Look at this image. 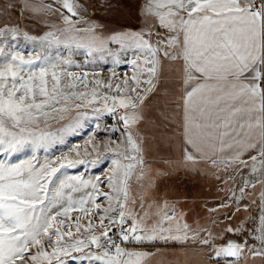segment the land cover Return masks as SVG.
I'll list each match as a JSON object with an SVG mask.
<instances>
[{
    "label": "snow or ice",
    "instance_id": "1",
    "mask_svg": "<svg viewBox=\"0 0 264 264\" xmlns=\"http://www.w3.org/2000/svg\"><path fill=\"white\" fill-rule=\"evenodd\" d=\"M22 7L38 12L53 6L37 7L25 0ZM62 7L68 13L62 14L67 25L60 30L63 38L53 31L39 37L23 34V40L32 45L28 59L17 50L19 28H0V264H68L69 259L142 264L150 253L122 248L109 235L113 228L121 243L194 242L212 248L210 259L214 257L216 264L221 258L228 264H240L247 256L261 257L264 264V0H144L139 10L142 29L114 32L107 38L96 34L98 26L78 28L72 21L77 12L69 0H63ZM79 32L90 36L84 40L76 35ZM113 44L118 46L115 51L109 47ZM61 47L67 56L61 54ZM81 49L93 57L86 63H93L97 53L104 60L106 53L113 65L122 62V52L132 51L134 58L124 61L134 69L131 77L118 84L94 81L115 91V95L105 93L102 100L109 113H122L118 119L124 125V139L114 145H94L90 153L96 152L97 159H82L77 151L74 159L45 156L41 162L38 153L63 143L66 133L82 127L87 113H78L55 132L38 131L39 116L49 117V109L67 112L69 102L80 101L74 103L79 109L101 99L95 89L89 99L87 92L64 94L60 88L61 77L80 83L87 79V73L77 77L62 67H71L74 50ZM165 66L173 69L179 84L175 110L185 160H203L213 169L222 166L225 172L231 168L233 174L249 169V178L238 186L239 196L233 192L232 203H221L219 208H234V215L241 207L247 211L250 205H257L259 224L247 234L259 247L246 239L213 247L211 231L204 228L205 235H200L192 230L167 201L162 204V214L158 212L143 226L141 220L148 213L138 219L129 209L130 180L137 169L138 180L144 175L143 141L138 138V128L133 129L144 120L146 101L157 91ZM67 86L74 89L78 85ZM61 98L65 107L56 108ZM94 111L99 119L100 109ZM100 151L112 155L100 157ZM25 152L28 157L19 159ZM103 161L113 165L103 180L67 172L79 166L96 167ZM257 185L259 197L242 205ZM131 203L135 205L136 200ZM216 211L209 209L210 213ZM72 212L79 215L72 217ZM225 215L231 219L227 211ZM225 231L245 233L242 226L226 227ZM83 233L89 234L87 242L81 238ZM85 248L89 251L84 252Z\"/></svg>",
    "mask_w": 264,
    "mask_h": 264
},
{
    "label": "rangeland",
    "instance_id": "2",
    "mask_svg": "<svg viewBox=\"0 0 264 264\" xmlns=\"http://www.w3.org/2000/svg\"><path fill=\"white\" fill-rule=\"evenodd\" d=\"M57 2L62 5L63 0H28V3L34 6L41 5H52V9L42 10L38 12H33L34 18L37 20L35 24L28 26L30 32L34 33V36H42L47 32L45 29L48 24H54L56 21L54 13V8L57 6ZM70 3L74 5L77 15L74 16L77 20H86L83 23L84 28H89L93 26H98L96 33H99L106 37L107 34L112 32L122 31L124 27L130 26L138 27V31L143 27V20L139 14V10L144 4V0H69ZM25 3V0H24ZM58 7V6H57ZM63 13H68L62 7L61 10ZM52 18V20H48ZM60 18L61 15H60ZM63 20V19H62ZM3 28V27H2ZM82 36L85 33H81ZM17 43V50H19L25 59L29 58L28 53L32 49V45L29 42L23 40V36L20 35ZM112 50H117V45H110ZM53 51H56L54 48ZM75 54L71 57L74 61V64L69 66H62L68 71L73 72L77 77H83L87 73V79L80 83L79 81H74L72 79H65L61 77V85L64 94H68L72 91H76L78 94L87 92L89 99H91V93L93 89L99 94L101 99L97 100L92 105H87L79 109L74 107V103H79L80 101L69 102L67 105L68 111L64 113L51 112L49 117L45 118L44 116H39L40 125L37 129L38 131H52L55 132L57 129L61 128L68 124L70 120H73L78 113H87V119L82 120V127L76 129V131L66 133L64 135V142L56 144L49 152L45 153L41 150L38 153L39 159L41 162L44 161L45 156L54 158H63L67 156L70 159L76 158V152L79 151L80 158L85 160L97 159V153L91 152V148L99 145H114V143L121 142L124 139V125L119 119L114 121L111 126L108 128H103V117L110 114L105 108L102 97L105 93L109 95H115V91L109 92L106 87L97 86L94 81L102 80L105 84L111 82L112 84L121 83L124 78L131 77L134 72V69L129 62L134 57L132 51L122 52L121 60L122 62L119 65L112 64V58L107 57L105 53V59L101 60L99 58L100 54H95V60L93 63H86L87 61H92L93 57L85 55L84 50H74ZM60 52L62 55L67 56V50L61 47ZM52 69H49L51 73ZM57 72L60 69H56ZM115 72V76L113 73ZM22 75H27V73H22ZM176 73L173 69L165 66L161 74V83L158 86V89L153 93L149 99L146 101L144 111V120L138 125L134 126V132L138 128V138L142 139L143 144V157L146 155L155 157L157 159L165 158L175 154L182 153V143L180 139V130L177 126L178 117L175 110V102L179 98V84L176 80ZM77 84L76 88H69L67 85ZM85 84L88 86L85 87ZM53 84L49 82L48 89L51 92ZM40 98H38L39 101ZM109 107H111V100L108 101ZM56 108L65 107L63 99L61 98L59 104H55ZM99 108V119H96L98 113L94 111V108ZM119 112V111H118ZM117 112V114H118ZM122 113H119L121 115ZM56 118L53 119L52 117ZM45 120L47 122L45 123ZM29 153L19 154V159L27 158ZM104 155L111 156L110 151H100L99 156L103 157ZM146 156V157H148ZM145 164V163H144ZM113 165L110 161H103L96 167L91 165L79 166L77 168L68 169L67 172L69 175L83 174L85 178L94 179L99 177L103 180L107 175L110 174ZM146 169H144V172ZM147 171H152V168L147 169ZM139 174V169L132 176L130 180V189H129V209L132 210L133 215H136L138 219L143 216L144 212L148 213V218L146 220H141L142 226L147 224L148 221L154 220L156 214L159 212L162 214V204L160 202L161 195L153 192L151 190L153 182L149 180V176L144 180L136 181L133 178ZM160 178L157 176V179ZM103 190H107L105 186H101ZM139 187L141 191L135 194L134 189ZM134 196L140 198L135 199ZM135 199L136 204L133 205L131 200ZM143 203V209L140 208V204ZM104 206V205H102ZM79 215L77 212H72L71 216L76 217ZM93 223H99L98 220H94ZM107 224V221L105 222ZM114 229V228H113ZM117 230V229H116ZM74 231V229H73ZM118 232V230H117ZM98 234V233H97ZM112 230L109 232L111 236ZM88 233H83L81 238L85 239L87 242ZM113 239L116 243L127 251H141L150 253L149 256L142 260V264H184V262L177 257L176 251L174 249H164L160 247L163 241H154L151 243L145 242L144 244H137L133 242H123L121 243L119 232L117 236H113ZM177 243L172 244L176 246ZM152 246V249L148 248ZM92 252H96L95 246H91ZM89 249L85 248L84 252H88ZM114 254V249H113ZM73 255H81V253H73ZM68 264H99V262H89L88 260L84 261H71L69 259Z\"/></svg>",
    "mask_w": 264,
    "mask_h": 264
},
{
    "label": "crops",
    "instance_id": "3",
    "mask_svg": "<svg viewBox=\"0 0 264 264\" xmlns=\"http://www.w3.org/2000/svg\"><path fill=\"white\" fill-rule=\"evenodd\" d=\"M177 117L179 121L178 114ZM179 130L181 131L182 153L161 159L146 155L148 156L144 157V169L146 171L139 180H144L149 176L150 182H153L151 190L161 195V204L167 201L170 206L174 205L177 216L182 217V222L187 221L192 230L198 231L200 235H205L204 228L211 231L212 236L209 239L212 240L213 247L226 245L229 241L243 242L245 239L248 240L249 244L255 243L256 247H259V243L247 234L253 226L259 224V220L255 219L259 215L257 205H250L247 211L241 207L240 212L234 215H231L234 208L228 210L219 208L221 203H232L230 197L233 192L239 196L238 186L242 180L249 178V169L243 168V174L240 172L233 174L231 168L227 172L222 166L213 169L203 160L195 163L186 161L182 128L179 127ZM245 158H247V153H245ZM248 164L251 165V161H248ZM149 168H152L153 172L147 171ZM138 175L137 173L133 179L139 181ZM157 176L160 178L157 179ZM138 190L141 191L139 187H136L133 192L136 194L139 192ZM259 193L260 189L257 185L255 192L246 197L241 204L249 203L250 200L258 198ZM134 198L140 199L136 196ZM209 209H217V211L210 213ZM226 211L231 215V219L225 215ZM237 226H242L245 233L236 235L225 231L226 227L236 228ZM133 243L135 244V242ZM176 243L174 247L172 241L153 247L174 249L179 260L181 259L184 264H216L214 257L210 259L212 248L194 242H189L186 245H182L180 242ZM148 248L152 249V246H148ZM219 264H228V262L221 258ZM240 264H262V258L247 256Z\"/></svg>",
    "mask_w": 264,
    "mask_h": 264
},
{
    "label": "trees",
    "instance_id": "4",
    "mask_svg": "<svg viewBox=\"0 0 264 264\" xmlns=\"http://www.w3.org/2000/svg\"><path fill=\"white\" fill-rule=\"evenodd\" d=\"M56 1V0H54ZM24 0H0V28L4 27V26H12V27H18L20 30V35L23 36V34L25 32H27L30 36H34V33L30 32L28 29V26H31L32 24H35V21L37 20L36 18H34V14L33 11L28 8V7H22L24 5ZM15 5V9H13L11 6ZM58 6V7H57ZM57 6H55L54 8V13H57L58 15H55L56 21L55 23L52 24H48L47 28L45 29L47 32L48 31H53L56 32L57 35L61 36V38H63V34L60 31L61 29L67 27V25L64 23V21L62 20V18H60V15L62 17L63 15H67L66 13H63L61 10L62 5L59 4L57 2ZM48 20H52V18L48 19ZM86 20H77L74 17H72V21L74 24H76V26L78 28L81 29H85L82 25ZM99 29L97 27H95V31ZM131 30H135L138 31V27L134 26V27H124L122 31H131ZM120 32V31H118ZM81 33L83 32H79L76 33V35H78L80 38L87 40L90 36V33L88 32H84L85 35L82 36ZM114 33V32H112ZM112 33H109L105 36L96 33L97 35L103 37V38H107L109 37ZM39 36H42L39 35ZM36 36V37H39ZM110 47V46H109Z\"/></svg>",
    "mask_w": 264,
    "mask_h": 264
},
{
    "label": "built area",
    "instance_id": "5",
    "mask_svg": "<svg viewBox=\"0 0 264 264\" xmlns=\"http://www.w3.org/2000/svg\"><path fill=\"white\" fill-rule=\"evenodd\" d=\"M119 113H120V112H118V114H119ZM118 114H117V113H110V114H108V115H105V116L103 117V121H102L103 128H108L109 126H111L112 123H114V121L117 120V118H118ZM117 234H118V232H117L116 228L112 229V234H111V236H112V237H113V236L115 237V236H117Z\"/></svg>",
    "mask_w": 264,
    "mask_h": 264
}]
</instances>
